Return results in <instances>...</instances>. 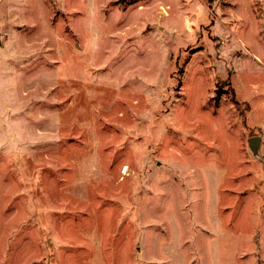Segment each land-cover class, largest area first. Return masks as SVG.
<instances>
[{
  "label": "rangeland",
  "instance_id": "374dc122",
  "mask_svg": "<svg viewBox=\"0 0 264 264\" xmlns=\"http://www.w3.org/2000/svg\"><path fill=\"white\" fill-rule=\"evenodd\" d=\"M0 264H264V0H0Z\"/></svg>",
  "mask_w": 264,
  "mask_h": 264
},
{
  "label": "water",
  "instance_id": "95a60500",
  "mask_svg": "<svg viewBox=\"0 0 264 264\" xmlns=\"http://www.w3.org/2000/svg\"><path fill=\"white\" fill-rule=\"evenodd\" d=\"M261 146V137H252L249 139V147L251 151L257 153Z\"/></svg>",
  "mask_w": 264,
  "mask_h": 264
}]
</instances>
